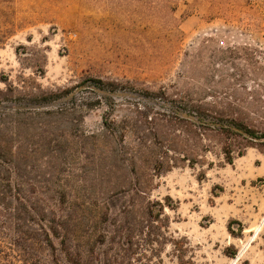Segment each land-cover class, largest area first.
<instances>
[{
    "label": "rangeland",
    "instance_id": "374dc122",
    "mask_svg": "<svg viewBox=\"0 0 264 264\" xmlns=\"http://www.w3.org/2000/svg\"><path fill=\"white\" fill-rule=\"evenodd\" d=\"M1 77L33 78L46 90L87 77L153 92L176 86L264 113V12L251 0H0ZM129 100L161 110L143 94ZM122 117L102 105L82 128L103 136L104 123ZM124 135L121 145H138ZM207 162L213 168L152 178V217L124 210L126 193L108 197L98 221L88 213V264H264V147L232 164L217 150Z\"/></svg>",
    "mask_w": 264,
    "mask_h": 264
},
{
    "label": "trees",
    "instance_id": "16d2710c",
    "mask_svg": "<svg viewBox=\"0 0 264 264\" xmlns=\"http://www.w3.org/2000/svg\"><path fill=\"white\" fill-rule=\"evenodd\" d=\"M141 94L161 110L129 100ZM118 96L127 99L119 103ZM102 105L123 117L106 121L103 136L88 134L82 121ZM251 106L240 98L176 86L153 92L100 77L56 90L33 78L15 85L1 77L0 264H88L84 219L91 213L98 221L108 197L126 193L132 201L124 210L152 217L146 199L152 178L180 167L213 168L207 156L217 150L232 164L248 149L264 147V113L246 111ZM127 131L138 145H121ZM157 204L163 214L164 204Z\"/></svg>",
    "mask_w": 264,
    "mask_h": 264
},
{
    "label": "built area",
    "instance_id": "2783aa9c",
    "mask_svg": "<svg viewBox=\"0 0 264 264\" xmlns=\"http://www.w3.org/2000/svg\"><path fill=\"white\" fill-rule=\"evenodd\" d=\"M255 5L259 6L262 8L264 12V0H251Z\"/></svg>",
    "mask_w": 264,
    "mask_h": 264
}]
</instances>
